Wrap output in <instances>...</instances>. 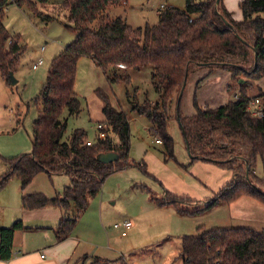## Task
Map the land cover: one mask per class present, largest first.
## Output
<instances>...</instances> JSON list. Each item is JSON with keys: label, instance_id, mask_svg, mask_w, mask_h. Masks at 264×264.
I'll list each match as a JSON object with an SVG mask.
<instances>
[{"label": "trees", "instance_id": "16d2710c", "mask_svg": "<svg viewBox=\"0 0 264 264\" xmlns=\"http://www.w3.org/2000/svg\"><path fill=\"white\" fill-rule=\"evenodd\" d=\"M55 1H60L59 6L68 11V24L64 27L75 39L50 63L40 94L42 104L33 123L31 153L4 161L7 170L0 176V190L12 177L20 182L21 191L40 173L68 178V187L53 199L39 193L21 199L24 211L56 208L63 213L54 231L55 239L61 243L68 240L105 180L135 166L129 160L131 129L127 115L116 110L99 89L96 95L102 102L103 123L108 124L117 141L96 136L86 146V131L74 130L67 142H62L66 132V125L60 120L62 114L67 111L75 117L81 112V101L75 94L76 68L80 58H88L104 74L114 71L110 84L129 83V70L152 67V79H160L166 87L160 90L157 104L145 101L134 105L132 111L147 119L151 132L163 145L166 161L175 160L167 112L176 97L179 128L191 159L208 161L234 175L200 210L187 208L193 200L168 194L155 206L173 207L184 217L208 214L243 197L264 206V176L255 172L258 160L264 158V94L258 105L263 113L261 118L250 111L258 99L246 94L255 82H264V0H243L239 6L243 20L239 22L231 19L222 0L218 4L216 0H186L185 10L166 8L159 12L156 25L141 29L107 14L127 0H0V78L6 86H10V74L19 68L24 52L20 35L10 36L3 24L7 8L13 5L24 9L47 24L55 18L39 8ZM97 20L99 24L93 29L91 26ZM192 67L230 72V81L238 84L240 95L220 108L201 109L195 93V114L184 116L180 106ZM240 76L244 79L242 84ZM227 89L231 90V85ZM108 153L118 156L114 163L97 160L99 155ZM23 229L21 222L0 229V261L12 258L14 233ZM179 255L182 264H264V230L239 227L183 237Z\"/></svg>", "mask_w": 264, "mask_h": 264}, {"label": "rangeland", "instance_id": "374dc122", "mask_svg": "<svg viewBox=\"0 0 264 264\" xmlns=\"http://www.w3.org/2000/svg\"><path fill=\"white\" fill-rule=\"evenodd\" d=\"M185 1L128 0V4L113 7L109 12L112 17L126 20L132 28L141 29L145 25H156L159 12L166 8L185 10ZM242 1L222 0L231 19L237 22L243 20L239 7ZM60 3L49 4L48 11L39 8L55 18L47 24L16 7L10 8L4 20L10 36L20 35L24 52L19 68L13 74L16 83L6 86L0 78V173H5L4 161L31 153L33 123L42 104L40 94L50 63L75 39L73 33L64 27L68 24V11L61 8ZM98 24L97 20L91 27L95 29ZM42 49H45L43 53ZM40 57L44 63L33 72L31 65ZM76 69L75 94L81 101V112L75 117L69 116L67 111L62 114L60 120L66 125L62 142H67L74 130L86 131L88 141L96 139V126L105 121L101 99L96 95L99 89L116 110L127 115L131 129L129 160L135 164L108 177L99 195L89 201L88 209L78 219L75 228L80 223L79 233L84 238L89 236V228L97 222L99 214L102 223L101 241L97 242L100 253L90 252L84 264H94L91 260L94 255L96 259L107 254L111 262L101 260L98 264H182L179 254L183 237L239 227L264 230V206L246 198L239 199L230 208L223 206L192 217L178 215L173 207L155 206L156 201L165 200L164 196L168 194L193 200L194 203L187 208L200 210L233 180L234 175L213 163L194 162L189 157L177 119L176 97L167 112L175 160L166 161L163 145L156 143L147 119L132 111L134 105H142L145 101L157 104L160 90L166 87L160 79H152V67L129 70L130 82L120 84H110L113 70L104 74L88 58H80ZM230 75L221 68L192 67L183 91L180 113L186 117L195 114V93L201 109H217L233 101L240 93L238 84L230 81ZM240 78L242 84L244 79ZM228 85L231 90L227 89ZM246 94L258 99L251 106L252 111L261 105L264 82H255L252 88L246 89ZM255 172L259 177L264 176V158L258 160ZM10 179L0 190V225H10V218L15 215L17 206H21L20 182L15 177ZM64 180L68 181L66 177ZM51 181L58 184L55 179ZM238 215L242 217L236 219ZM124 221L132 222L133 227L121 237L120 230H114V226ZM198 228L202 230L198 231Z\"/></svg>", "mask_w": 264, "mask_h": 264}, {"label": "crops", "instance_id": "0c3cea01", "mask_svg": "<svg viewBox=\"0 0 264 264\" xmlns=\"http://www.w3.org/2000/svg\"><path fill=\"white\" fill-rule=\"evenodd\" d=\"M124 4H128V0ZM124 4H122V6ZM12 7L15 6L11 5L7 8L6 15ZM48 7L49 5L45 7V10L48 11V9H50ZM20 10L23 12L25 11L24 9ZM107 14L109 17H112L109 11ZM44 51L45 49L42 53ZM34 63L31 65V70ZM37 70L38 68L32 71L34 72ZM6 170L4 171L5 173ZM5 173H0V176ZM64 178L63 175H52L51 177H48V175L43 173L37 174L33 182L22 190V192L20 191L21 199L23 196L38 195V193L45 195L48 199H53L60 195L62 190L70 184L69 180L66 181ZM52 179H55L58 184L52 183ZM237 203L238 201L232 205H236ZM230 206L228 208H230ZM246 206L248 205L246 204ZM238 217L241 218L242 216L238 215L236 219ZM62 219L63 213L56 208H45L38 209V211L27 212L21 209V206H17L15 215L10 218L11 224L0 225V229H7L17 222H21L24 229L15 232L13 236L14 242L12 253L15 254V257H12L7 262L0 261V264H84L83 262L89 258L88 255L90 252H93L94 254H96V252L100 253V249L97 246V242L101 241L100 236L102 235L100 214L97 222H94L90 226L88 237L84 238V236L80 235L79 223L77 228H75V230L69 235L68 240L58 243L55 239L54 231ZM104 256L105 257L102 258L96 256L97 258L94 259V255V258L91 260H93L94 264H98L101 260L110 261L108 254Z\"/></svg>", "mask_w": 264, "mask_h": 264}, {"label": "built area", "instance_id": "2783aa9c", "mask_svg": "<svg viewBox=\"0 0 264 264\" xmlns=\"http://www.w3.org/2000/svg\"><path fill=\"white\" fill-rule=\"evenodd\" d=\"M44 49H42L41 51H43ZM43 59L40 57L36 63H34V65L32 66V70H36L37 68H39L41 65H43ZM254 111V112H253ZM252 114L255 117H259L261 118L263 116V113L260 109L259 106H256V108L254 110H252ZM96 130H97V138L100 139H106L109 138L111 139L113 142H116V140H114L116 138L114 132L110 129V127L108 126V124L106 123H99L96 126ZM157 144L160 143V141H156ZM91 142L87 141L86 146H90ZM133 227V223L132 222H123L121 224H115L114 226V230H120V235L121 237H125L127 235V233L131 230V228ZM12 257H15L14 253H11Z\"/></svg>", "mask_w": 264, "mask_h": 264}, {"label": "water", "instance_id": "95a60500", "mask_svg": "<svg viewBox=\"0 0 264 264\" xmlns=\"http://www.w3.org/2000/svg\"><path fill=\"white\" fill-rule=\"evenodd\" d=\"M220 0H216L215 4H218ZM227 24V23H226ZM227 26L229 27V25L227 24ZM256 61V57L254 59ZM13 73L10 74V80H11V83L12 84H15L16 81L13 79ZM242 83V82H241ZM186 85V84H185ZM186 150H187V153L189 155V149H188V145L186 143ZM190 157V155H189ZM118 156L114 153H108V154H101L98 156V161H100L101 163L103 164H112L114 163L116 160H117ZM191 158V157H190ZM248 174V173H247Z\"/></svg>", "mask_w": 264, "mask_h": 264}]
</instances>
